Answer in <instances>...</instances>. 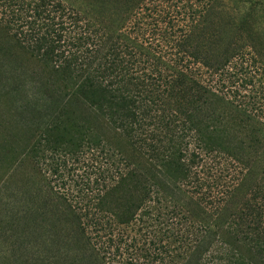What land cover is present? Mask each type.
Listing matches in <instances>:
<instances>
[{
    "label": "trees",
    "instance_id": "1",
    "mask_svg": "<svg viewBox=\"0 0 264 264\" xmlns=\"http://www.w3.org/2000/svg\"><path fill=\"white\" fill-rule=\"evenodd\" d=\"M0 37L56 73L52 105L86 102L152 160L156 191L188 217L195 202L224 264H264V184L241 193L264 175V0H0ZM60 118L62 138L86 125Z\"/></svg>",
    "mask_w": 264,
    "mask_h": 264
},
{
    "label": "rangeland",
    "instance_id": "2",
    "mask_svg": "<svg viewBox=\"0 0 264 264\" xmlns=\"http://www.w3.org/2000/svg\"><path fill=\"white\" fill-rule=\"evenodd\" d=\"M56 77L0 37V264L227 262L218 237L199 241L195 202L188 217L180 206L185 199L172 203L154 189L156 169L143 150L78 97L64 98V112L52 105L45 85ZM60 115L81 117L86 125L62 138L55 127ZM249 122L264 130L258 120ZM260 144L257 166L263 167ZM246 154L250 165L256 156ZM248 169L244 195L255 179L264 184L263 170ZM229 200L225 204L240 208V199ZM204 240H212L208 257Z\"/></svg>",
    "mask_w": 264,
    "mask_h": 264
}]
</instances>
